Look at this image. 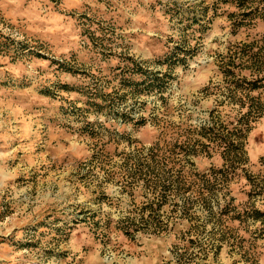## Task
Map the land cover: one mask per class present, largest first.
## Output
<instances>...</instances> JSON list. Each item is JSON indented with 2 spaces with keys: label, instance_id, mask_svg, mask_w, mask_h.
<instances>
[{
  "label": "clouds",
  "instance_id": "obj_1",
  "mask_svg": "<svg viewBox=\"0 0 264 264\" xmlns=\"http://www.w3.org/2000/svg\"><path fill=\"white\" fill-rule=\"evenodd\" d=\"M256 138L264 0H0V264H264Z\"/></svg>",
  "mask_w": 264,
  "mask_h": 264
},
{
  "label": "rangeland",
  "instance_id": "obj_2",
  "mask_svg": "<svg viewBox=\"0 0 264 264\" xmlns=\"http://www.w3.org/2000/svg\"><path fill=\"white\" fill-rule=\"evenodd\" d=\"M250 135L255 136L256 134L255 132H253ZM227 151H231V146H229V149H227ZM249 152L253 157L264 158L260 156V154L264 152V143H261L258 138L252 139L250 141ZM221 159H223V157H221Z\"/></svg>",
  "mask_w": 264,
  "mask_h": 264
}]
</instances>
